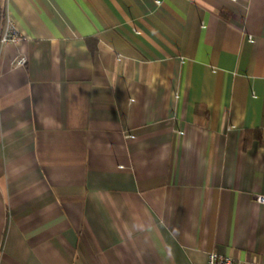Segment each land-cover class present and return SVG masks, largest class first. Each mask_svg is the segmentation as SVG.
Here are the masks:
<instances>
[{
    "label": "crops",
    "instance_id": "crops-1",
    "mask_svg": "<svg viewBox=\"0 0 264 264\" xmlns=\"http://www.w3.org/2000/svg\"><path fill=\"white\" fill-rule=\"evenodd\" d=\"M6 18L0 264H264V0H0V37Z\"/></svg>",
    "mask_w": 264,
    "mask_h": 264
},
{
    "label": "built area",
    "instance_id": "built-area-1",
    "mask_svg": "<svg viewBox=\"0 0 264 264\" xmlns=\"http://www.w3.org/2000/svg\"><path fill=\"white\" fill-rule=\"evenodd\" d=\"M24 36L17 29L13 21L9 18L5 19L4 29L0 37V42L2 44L6 43H20L23 41ZM120 56V55H119ZM27 63V57L23 54H20L16 60L15 64L19 66H24ZM257 201L264 204V195L257 196ZM206 264H244L234 260L229 256H224L218 253H211L208 256ZM252 264H262L257 257L253 258Z\"/></svg>",
    "mask_w": 264,
    "mask_h": 264
}]
</instances>
